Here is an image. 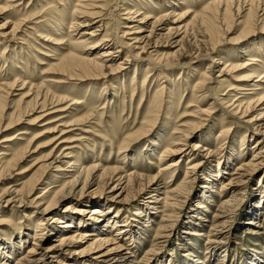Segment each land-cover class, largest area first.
<instances>
[{"label": "rangeland", "instance_id": "rangeland-1", "mask_svg": "<svg viewBox=\"0 0 264 264\" xmlns=\"http://www.w3.org/2000/svg\"><path fill=\"white\" fill-rule=\"evenodd\" d=\"M79 1V4L86 2ZM163 1L97 0L93 5L103 4L99 16L73 31L69 28L70 18L77 9L78 0L12 3L0 0V100L4 103V107H0V154H7L6 157L0 155L3 162L0 169L12 155H23L8 179L4 177L8 169L0 173V194L6 188L19 190L26 182L41 176L45 179L42 188L33 191L29 198H23L24 205L17 201L10 205L4 200L0 202V240L11 237V242H17L25 234L22 249L12 253L10 260L0 256V264H17V259L30 251L36 259H41L37 264H77L83 256L105 259L125 251L130 254L123 264H196L198 261L200 264H248L252 255L260 257L264 264V137L254 130L252 123L248 124L264 113V107L245 117L227 114L232 109L227 106L236 95L229 89L247 83L240 80L251 73L257 72L263 77L261 83L254 84L261 85L259 96L264 94V31L262 21L255 20L261 14L243 23L246 9L236 15L234 8L223 23L214 7L206 9L217 1L225 4L231 0ZM170 8L176 9L177 14L189 9L191 15L181 23L186 29L171 34L167 42L156 33L153 35L152 42L160 41L159 56L179 49L177 59L169 63V69H164L163 64L155 66L153 45L141 52L144 44L133 43L137 35L123 33L136 31L124 29V26L133 29L140 26L144 34H148L151 18L169 12ZM125 11H139L141 15L126 16ZM143 14L151 18L147 24H137ZM75 15V22L86 23L83 22L85 18ZM205 17L207 19L201 22ZM91 30H96L95 37L88 43H70L69 40L79 42L83 39L82 32ZM48 38L59 39L63 44L50 45L44 41ZM102 38L106 39L105 46L91 48V42L99 43ZM210 38L219 41L213 53L208 48ZM205 41L207 45L202 43ZM108 48L113 55L97 60L104 65L103 70L95 74L97 78L94 75L82 78L80 72L83 73L84 66L77 67L78 62L68 58L69 55H82L84 50L89 60H95L97 53L108 51ZM117 50L118 53H114ZM247 55L259 60L253 62L252 69L235 72L227 68L221 73L223 66L219 62L242 66ZM66 65H71L70 69L61 71ZM116 66L119 70L115 72ZM205 76L210 79L205 80ZM249 92L253 91L239 95ZM159 97L163 103L153 106L152 101H158ZM150 109L153 110L151 114ZM12 114V118L23 114L21 122L3 131ZM261 126H264L263 120ZM60 129L65 133L62 136L58 132ZM21 131L26 135L16 136ZM8 137L15 138L12 144L2 143ZM58 138L71 143L59 146L61 139ZM153 143L156 149L151 151ZM173 143L184 144L182 149L186 154L160 159L161 150ZM10 144V150L3 147ZM198 145L200 148L193 151ZM63 148H68L66 152L76 158L78 165L85 168L94 165L96 179L106 172L104 179L91 185L84 195L86 203L106 202L108 206L102 215L90 214L92 209L101 207L95 203L81 207L69 206L71 203L67 201L50 211L49 216L41 215L42 208H34L29 203L47 184L59 186L70 181L65 175L69 171L67 165H60L61 170H66L64 172L43 167L51 161L50 157L60 155ZM178 159V168L172 174L160 171L169 161ZM251 162L255 166L242 167ZM194 163L198 165L188 180H183L187 168ZM223 163L229 167L224 174L213 177ZM238 167L241 169L237 170ZM114 169L119 170L118 175L109 182ZM132 170L156 178L142 192L121 191L124 180L117 185L119 176L124 178ZM233 173L236 175H231ZM209 179L215 185L208 188ZM159 186L161 189H157ZM164 190L167 195L178 193L175 207L166 209L164 202H155L156 198L164 197ZM152 193L154 196L150 199ZM202 193L207 199L202 200L204 196L201 199ZM168 200L169 204L173 202L171 197ZM225 201L227 206H224ZM81 209L90 220L115 213L120 223L116 228L99 232L98 237H87L86 242L78 243L77 253L62 251L58 254L52 247L56 246L54 240L62 224L55 223L53 218L67 222L68 216L75 214L77 217L80 214L77 210ZM254 210L256 215L252 220L250 215ZM250 221L261 227L247 225ZM125 224L134 231L132 239L118 235L121 225ZM82 231L84 236L91 233L89 229ZM104 237L115 240V244L103 245L80 258L78 249ZM114 246L122 249L116 250Z\"/></svg>", "mask_w": 264, "mask_h": 264}, {"label": "bare ground", "instance_id": "bare-ground-1", "mask_svg": "<svg viewBox=\"0 0 264 264\" xmlns=\"http://www.w3.org/2000/svg\"><path fill=\"white\" fill-rule=\"evenodd\" d=\"M15 1H21V0H7V2H9V3H12ZM85 1H86L85 4H79L81 2L78 0L79 6L77 5V7H76L77 9L75 10L73 16H71V18H70V21H72V22L70 23L71 26L69 28L73 29V31H75V29H78L79 27H83V25L87 26L88 22H90V19L97 18L99 16V13L101 12L100 10H102L101 7L103 4L99 7H96V5H93L92 2H94V4H95L96 3L95 1H97V0H85ZM174 1L178 2L180 0H174ZM163 2L167 3L166 0H164ZM90 3H92V4H90ZM176 4H178V3H176ZM17 5H19V4H17ZM8 6H10V5H8ZM173 7L177 8V6H175V4H173ZM211 7H214L215 10L219 13V16L222 17L223 23L226 22L227 16L231 13L230 10L234 9V8H235V12L237 13L236 15L241 14L246 9L247 17L243 23H247L248 20L251 18H256V16H258L257 14L260 13L261 15H259L258 17L259 18L261 17V18L259 19L257 17L255 20H256V22L260 21V23L262 21V28L261 29L264 31V0H250V1H248V0H231V2L225 3V4H223L221 1H219V2L217 1L214 4H212L210 7H208L206 9V11H209V9ZM86 9H91V11H87ZM156 9H157V7H156ZM170 9H172V10H170L169 12H166L165 14H162L156 18H151L150 16L144 15V14L142 15V17L136 22L137 24H147V22H148L147 20H149L150 18L153 19L152 23L150 24L151 30L148 34H144V32L142 30L143 28L140 26L136 27L135 29H133L132 26H124V29H127L129 31L130 30H136V31H133L131 33H126V32L123 33V35H126V36L137 35L136 37H133V43L139 44V45H140V43L144 44L143 47H141V52L146 51V49H148V47L153 45L152 48L154 50L152 51V53L154 54L153 60H154L155 66L159 67L161 64H163V66H165L164 69L171 66V64L169 65V63H171L172 60L175 61V59H177L175 57H177L179 55V54L176 55L179 52V49L177 51L171 53V54H164V55L159 56L157 49H158V47H160V41L155 40L154 42H152L153 35L156 33V36L164 39L167 42L168 39L171 38V34L177 33L181 30L186 29V26L185 25L181 26V23L184 20H186V18L191 13V11L189 9H184L179 14H177L176 9H173V8H170ZM96 10H99V11H96ZM138 12L139 11H135V13L134 12L132 13L130 11H127V12L125 11L124 13L126 16H130L131 14L132 15L136 14V17H140L141 14H138ZM75 14L80 15L81 18H85L86 20H84L83 22H86V23L80 24V23L75 22V18H74L76 16ZM205 19H207V17L202 18L201 22H203V20H205ZM201 24H203V23H200V25ZM14 28L16 30V27H14ZM95 31L91 30V31H87V32H82L80 37L83 39H81L79 42L74 41V40H69V41H70V43H72V45H76V43L86 44V43H88L89 40H91L93 37H95V35H94ZM164 31H166L167 33L165 35H162V32H164ZM56 35H59V34L56 33ZM202 38H203V36H202ZM206 39H208V38H206ZM44 41L49 43L50 45H53V46L63 44L62 42H59V39H56V38H53V39L48 38L47 40H44ZM181 41H182V38H181ZM93 43H95V42L94 41L91 42V48H93V49L97 48L98 46H101V45L105 46L106 39L102 38L101 40H99V43H96V44H93ZM202 43H205V45H207L206 41L202 42ZM208 43H209V41H208ZM210 43H211L210 47H208V48H209L210 53H213L216 46L218 45L219 41L217 39L211 40V38H210ZM97 44H100V45H97ZM178 47H179V45H178ZM94 50H96V49H94ZM110 50L111 49L108 48V51L97 53L95 60H89L87 57L88 54H85L88 52L87 51L85 52L84 50L81 51L82 55H74V56L69 55L68 58L77 61L78 62L77 67L78 66H84V69H82L83 73L80 72V75L84 76L82 78H87V76H88V78H93V75L95 76V74L98 73L99 70H103V68H104L103 63H100L97 60L98 59L101 60L103 58L111 57L113 55V52H111ZM114 53H118V50L115 51ZM244 53H246V52H244ZM252 57H254V56L247 55V57L245 59V64H243L242 66H233L231 64L227 65V62H223V63L219 62L220 65L223 66L221 73H224L227 68H230L231 71H235V72L240 71V70L252 69L253 64H254L253 62L259 61L258 59H256V58L254 59ZM109 60L111 61V59H109ZM104 61L105 60H103V62ZM212 62H213V59H212ZM59 65H60V63H58L56 65V67ZM67 65L65 67H63V69L61 71L65 72L66 70H69L71 65H69V66H67ZM85 68H87V69H85ZM89 68H90V70H89ZM106 68H108V67H106ZM110 68L111 67H109L108 69H110ZM117 70H119V67L116 66L113 71L116 72ZM109 73H111V72H109ZM89 76H91V77H89ZM94 78H97V75ZM217 78H219V76H217ZM262 78L263 77L261 76V74H258L257 72H253L249 76L242 78L243 80H240V81H245L247 83L243 82V84L235 85L234 88L229 89V91L235 92L236 95L233 96V98H231L232 100H230V104L227 106L228 107L227 109L232 108L231 110L227 111V114H229L231 116H235L237 114H240V117H245V116H247V114L251 113L255 109H258V108L261 109L262 107H264V94L259 96V93H258V91L261 90V85H255L254 84V83H261ZM204 79L208 80L210 78L205 76ZM251 82L253 83V85L251 84ZM262 83L264 85V81ZM200 85L198 84L199 87H200ZM12 87H13V84H12V86L11 85L7 86L8 89L9 88L11 89ZM248 91H253V92H249L250 94H244L242 96L239 95V94H243V92H248ZM160 96L162 97V95H160ZM161 97H159L160 99L158 101L153 100L152 105L153 106L161 105V103H163ZM203 97L205 98V95ZM0 107H2V108L4 107V103H2L1 100H0ZM148 112H149V114H151V113H153V110L150 109ZM22 115L23 114H19L15 118H12L13 117V114H12V116L9 118V121H8L7 125L5 126V129L3 131H9V130L13 129V127L18 125L21 122V118H22L21 116ZM261 120L264 121V113H260L258 118H255L254 120L251 119V122H249L248 124L250 125L252 123L251 126L254 128V130H256L257 133H259L262 137H264V126L263 127L261 126ZM257 121H259V122H257ZM54 131L55 130H53L52 133H55ZM58 132L60 133V136L65 134L64 131L61 129ZM219 132H220V134H222L221 130ZM21 135H26V132L21 131L16 136H21ZM55 138H57V137H55ZM13 139H15V138H13V137L12 138L11 137L5 138L2 141V143H5V144L11 143L12 144V142L14 141ZM59 139H61V138H58V140ZM55 140L57 141V139H54V141ZM155 141H156V139H155ZM58 143H59V146H63L64 144L68 145V143H71V142H69L68 140H65V139L64 140L61 139ZM257 143H259V141ZM11 144L8 146H3V147L5 149L10 150ZM47 145H49V143ZM59 146H57V148ZM184 146L185 145L182 143H173L171 145L167 144V147H164L160 152L161 153L160 159L165 158L166 156L170 157L172 155L183 154L186 151V150L182 149ZM192 147H194V146H192ZM59 148H61V147H59ZM197 148H200V146L198 145V146H196V148H193V151L196 150ZM66 149H68V148H66ZM66 149H64L60 153V155H57V157H55V158H53V157L49 158L48 157L49 155H48L47 157L49 158V161L50 160L51 161L48 164L45 163V166H43V167H45L48 170H52V168H55L54 171H56V172H64L66 170H63V169L61 170L60 165H67V168L69 169V171H67V174H65V175H67V178H69L70 181L66 184L64 182L59 186H56L55 184H52V183L47 184L43 188L42 193L40 195H37L32 200H30L29 203L33 204L34 208H37V209L42 208V209H40V211H41L40 214L43 216H49L51 213L50 211L56 210V208L58 206H60L62 203L67 202V201H70V203H71V205H69V206H72V204H75V205L77 204L78 206H81V207H84L85 205L90 206V205H93L95 203L96 205H99L101 207L92 209L90 214L93 215L94 213H98V214L102 215L104 208L106 209V206H108V205H106V202L95 201V202L86 203V201L84 200V195H85L86 190L91 185H93L95 182H99V181H102L104 179V177L107 175L106 172H102L99 175V177H97V179H96V176H95L96 168H95V166L91 165V166L85 168L84 165H82V166L78 165V161L76 160V158H74L70 152L67 153ZM155 149H156V143H153L151 145V151L155 150ZM59 151H61V150H59ZM203 151H205V150H203ZM185 154H186V152H185ZM0 155H4V157H6L7 154L3 153ZM55 156H56V154H55ZM254 157H256V156H254ZM22 159H23L22 153L20 155L19 154L12 155L10 157V160L6 164H4V166L2 165L3 167L0 169L1 170L0 173H2L4 170L8 169L9 171L7 172L6 176H4V177H6V179H8L11 175L10 171H12L14 169V167ZM179 159L169 161L167 166L160 168L161 169L160 171L161 172H170L172 174L178 168ZM251 161H253V160H251ZM0 163L3 164L2 161H0ZM1 164H0V166H1ZM197 165H198L197 163H194L191 167L187 168L186 172L184 173L183 180H188V178L190 177V175L192 174L193 170L195 169V167ZM217 165H219V164H217ZM222 165H223L222 168H217L218 173H216L217 175L213 176V177H217L219 173H221V175L224 174V172H225L224 170H226L229 167V165L227 163H223ZM253 166H255V165L252 162L245 164V165H242V167H247V169L251 168ZM240 169H241L240 167L237 168V170H240ZM118 171L119 170H117V169H114L112 171V175H111V177H109V180H108L109 182L112 181L116 177V174ZM231 175H236V174L233 173ZM155 178H156V176L155 177H150L149 175L144 176L142 174H139L138 171L132 170L128 175L124 176V178L119 176V179L117 180L118 181L117 185H120L121 184L120 182L122 180H124V182H123L124 187L121 188V191H125L127 189H135L139 193V192H142L145 188H147L151 183H153ZM209 178H211V177H209ZM44 180L45 179H43L41 176L40 178L34 179L32 182H29V183L26 182L25 184L23 183L24 185L19 190L13 189L12 191H10L11 189L8 190L9 188L8 189L6 188L0 194V202L2 200H4V203L6 205H10L11 203H14L17 201L20 205H22V204L24 205L25 203L23 201V198L24 197L29 198L33 191H35L38 188H42V186H44V184H45ZM230 183H231V181H228L227 185H230ZM212 185H215V183L211 179H209V183L207 185L208 188H209V186L212 187ZM79 186H80V188L78 189ZM67 187H69L68 190L66 189ZM112 188H114V186ZM157 189H161V187L159 186ZM203 193L205 194L206 192H203ZM176 194H178V193L171 192L170 195H167L165 190H164V192H163L164 197L156 198L155 202H159V201L164 202L163 207H165L166 209L175 207V204H176L175 201H176V198H178ZM181 194H183V193H181ZM204 194L201 196V199L204 196ZM153 196H154V194L152 193L150 195V199L153 198ZM169 197H171V201H173L171 204H169V202H168V201H170V200H168ZM206 197L207 196L205 195L202 200L207 199ZM5 199H7V200H5ZM226 203L227 202L225 201L224 206H227ZM77 211L80 214H77V217H75L76 216L75 214H71L70 216H68L67 222H61L62 219L58 218L57 216L56 217L58 219L57 218L55 219V217H54L52 220V221H55V223H57V224H62L61 232H59V234H56L59 236H56V239L54 240V242L56 243V246L52 247V249H55L58 251L57 252L58 254L61 253L62 251H65V252H69V253L71 252V254L73 255V254L77 253L75 247L78 243L80 244L81 242L85 241L86 239H88L87 237H98V236H100V234H98L99 232L103 233V232H105L106 229L116 228V227H118L117 225L120 223L118 215L115 213H112V214L110 213V215L108 213L106 216H104L103 219H100V220H98V219L90 220L89 218H87L84 215L85 211L83 209L77 210ZM255 211L256 210H254L250 215V217H251L250 219H252V220H253L254 216L256 215ZM224 219H225V216H224ZM246 224L247 225H253V227H261L260 225L257 226L255 224H253V222H251V221L247 222ZM128 226H129V224L128 225L127 224L121 225L122 228L119 227L120 229L118 231V235H121L123 237L129 236L132 239L131 233L134 231L129 229ZM83 229H89L91 233H88V235L84 236V233L82 231ZM56 233H58V232H56ZM21 234H22V232H21ZM38 234L39 233H37V230H35V235H38ZM191 234H193V233H191ZM10 238H5V240H2V239L0 240V252H1L0 256H2L3 259L5 258L7 260L8 259L10 260V258H12L11 257L12 253L22 249L23 244L25 243L24 242L25 241V234H23V236H20L19 239L17 240V242L16 241L11 242ZM13 240H15V239H13ZM114 241L115 240L110 239V237H109V239L108 238L106 239V237H104L103 239H99V240L94 239V241L91 245L85 246L81 250L78 249L79 250L78 253L80 255V258L84 254L89 253L91 250L97 249L103 245H107V244L114 245L115 244ZM33 245H35V244H33ZM114 248L116 250L122 249L121 246H114ZM30 252H27V254L25 256H20L17 259L18 262H22V264H37V263H39V261H41L40 258L36 259L35 256ZM129 254L130 253L128 251L127 252L125 251V252L120 253V254H115L114 256H109V257L106 256L108 258H105V259H102L101 256H97V257L83 256V258H81L80 262H77V264H83V263L84 264H102V263H105V264H123L128 259ZM105 255H107V254H105ZM99 258L101 260H98ZM18 262H17V264H18ZM196 264H200V262L198 261ZM248 264H262V261L260 260V257H256L255 255L254 256L252 255L248 260Z\"/></svg>", "mask_w": 264, "mask_h": 264}]
</instances>
